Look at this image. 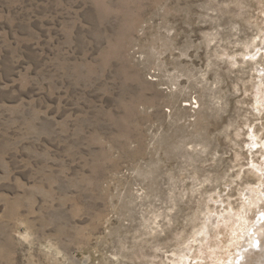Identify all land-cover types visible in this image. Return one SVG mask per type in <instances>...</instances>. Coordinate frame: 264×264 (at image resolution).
I'll use <instances>...</instances> for the list:
<instances>
[{"label": "rangeland", "instance_id": "374dc122", "mask_svg": "<svg viewBox=\"0 0 264 264\" xmlns=\"http://www.w3.org/2000/svg\"><path fill=\"white\" fill-rule=\"evenodd\" d=\"M263 145L264 0H0V264H230Z\"/></svg>", "mask_w": 264, "mask_h": 264}, {"label": "bare ground", "instance_id": "6f19581e", "mask_svg": "<svg viewBox=\"0 0 264 264\" xmlns=\"http://www.w3.org/2000/svg\"><path fill=\"white\" fill-rule=\"evenodd\" d=\"M259 191H260L259 193L256 192L257 194L253 195L250 198L251 200L249 204L246 205L244 208L245 213L249 212L252 205L258 204V202L263 199L264 189H261ZM248 218H249V215L247 214L241 215V219L243 223L242 225H244L246 220H249ZM238 231H240V229L235 230V233ZM242 233H243V236L239 235V237H237L233 241L235 243L234 245H238V250H239L238 255L240 257L239 259L233 257L230 264H254L253 261H258L257 257H255L254 254L256 253L255 247L264 249V211L262 212V215L258 218L256 222L251 221L250 224L248 225L246 224L245 229L242 231ZM242 238L244 239V241H248L246 245L241 243L240 239ZM233 242L231 240V244ZM243 247H245V250H242ZM260 261L262 262V264H264V259H261ZM258 264H259V261H258Z\"/></svg>", "mask_w": 264, "mask_h": 264}]
</instances>
